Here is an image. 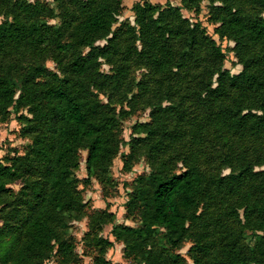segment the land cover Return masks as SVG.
I'll return each mask as SVG.
<instances>
[{"label": "trees", "instance_id": "1", "mask_svg": "<svg viewBox=\"0 0 264 264\" xmlns=\"http://www.w3.org/2000/svg\"><path fill=\"white\" fill-rule=\"evenodd\" d=\"M224 1L212 6V17L220 22V32L235 40L243 64L236 74L222 69L221 47L201 22L182 15L180 5L136 2L134 23L123 20L114 27L121 0H54L57 11L40 0H0V15L16 4L25 14L0 21V117L7 116L13 103L32 113L21 114L23 131L31 140L25 153L0 160V264H43L53 251L63 258L72 256L68 222L82 209L75 174L80 150L87 149L88 177L106 169L118 151L116 107L110 94L104 101L95 90L108 82L115 85V77L124 82L133 66L147 68L137 82L138 91L156 97L150 103L151 119L134 124L138 135L130 142L131 148L137 142L147 145L151 167L137 176L129 195L130 211L139 209V225L115 222L113 234L145 264H189L177 248L191 235L193 264H264V168L255 169L257 163L264 165V156L252 162L239 147L248 137L264 141V0ZM199 4L182 0L181 5L199 9ZM47 15H58L59 23H48ZM102 38L106 42L96 44ZM49 44L68 56L60 74L43 63L23 70L9 57ZM85 46L89 50L83 53L80 48ZM199 46L209 55V67H204L209 80L187 65L197 58ZM116 53V70L102 74L99 58L109 60ZM89 72L95 80L100 75V83L83 77ZM197 109L208 114L196 115ZM219 129L232 138L234 147L215 145L222 152L216 167L231 170L210 175L200 164L203 154L192 146ZM185 140L186 149L174 155L183 167L167 168L168 149ZM18 180L16 190L12 185ZM222 196H229L232 206L227 202V211ZM238 197L243 203L232 204ZM238 207L252 229L254 238L248 242L236 226L241 220ZM228 211L231 216L223 213ZM156 238L161 248H156ZM107 243L105 238L96 241L100 250Z\"/></svg>", "mask_w": 264, "mask_h": 264}, {"label": "rangeland", "instance_id": "2", "mask_svg": "<svg viewBox=\"0 0 264 264\" xmlns=\"http://www.w3.org/2000/svg\"><path fill=\"white\" fill-rule=\"evenodd\" d=\"M15 1V0H14ZM28 2H36L37 0H27ZM144 0H121V5L118 14L116 15L117 22L114 23V27L119 22L126 20L130 23H134L135 10L133 8L136 2H143ZM153 3H161L165 5L170 2L173 5H180L182 15L189 18L190 21H199L203 26L206 27L208 34L215 40L216 44L221 47L224 53L222 62V69L227 70L230 74H236L241 71L243 64L239 60L236 48L235 40L227 37L218 29L220 22L216 21L212 17V6L223 5L226 3L224 0H200L199 9L188 8L182 6V0H148ZM45 2L49 7H52L57 11L56 3L54 0H40ZM10 11L2 13L0 15V21L3 18L11 19L13 16L21 17L24 12L21 11L17 4ZM12 11V12H11ZM48 23H59L60 17L58 15L45 16ZM105 38L98 39L96 44H104ZM181 42L178 41V46L181 47ZM80 50L86 53L89 47H81ZM197 58L189 59L187 65L191 72L195 75H202L205 80H209L208 76H205L204 67H209L210 62L208 61L209 55L207 49L204 47H198ZM13 60L20 62L23 70H26L28 65L31 64H45L48 69L62 73L60 65L65 64L68 61V56L65 57L61 52L58 51L53 45L49 44L43 50H32V47L26 51L25 54H13L10 55ZM57 58V59H56ZM120 54L116 53L109 60L104 57L99 58L98 70L102 74L111 75L116 70V66L119 62ZM206 67V68H207ZM147 72V68L143 66H133L130 69V73L125 77V81L122 82V77L117 80L113 78L111 85L109 82L102 89H96L98 97L101 100L107 101L108 95L110 94V100L116 107V114L119 117V130H118V151L112 158V162L102 172L97 171L95 175L88 177L86 156L87 149H81L79 155L78 165L75 168V174L78 179L77 191L78 199L82 203V209L80 212L73 214L68 222V235L71 236L74 242V252L72 256L63 258L62 254L58 251H53L52 255L45 259L43 264H103V260L110 264H145L140 255L137 252L126 251L125 243L116 238L112 232L113 223L130 224L138 226L140 222L139 209L134 208L130 211L128 207L129 195L133 191L137 176L147 174L150 170V161L147 158L148 147L142 143H136L134 145V151L131 152V138L135 133L134 124L140 121H149L151 119L149 113L152 108L150 103L156 100V97L151 92L144 90L141 93L138 91L140 88L137 82L141 80L143 73ZM95 75V74H94ZM91 72L86 73L83 77L90 82L94 81L100 83L102 80L100 75H97V80ZM217 73L213 76V86L217 83ZM130 78V82H128ZM94 79V80H93ZM117 81V82H116ZM92 83V84H93ZM150 86H153L150 85ZM176 92V91H175ZM126 95V96H125ZM19 96V91L16 92L15 98ZM116 101V102H115ZM130 101V102H128ZM132 104V106H131ZM121 108L130 109L128 112L118 113ZM218 109V108H217ZM196 115L207 113L203 109L193 110ZM30 117L32 115L29 112L28 107L16 108L14 103L9 106L7 116L2 119L0 117V160L6 161L5 155L24 154L27 145L31 141L23 131L24 119L22 115ZM208 114V113H207ZM203 122V119H199ZM173 127L174 125L171 124ZM225 130H215L205 134L202 140L197 145L192 146L194 149L198 148L201 151L202 161L201 166L207 171L208 174L212 175L216 172L226 174L231 170V167H216L217 162L221 159L222 152L218 151L215 145L224 143L225 147L232 149L234 147L233 140L229 136L224 135ZM217 137H215L216 135ZM187 142H173L167 152V168L180 169L183 167L180 159L174 158V155L178 154L177 151L185 150ZM137 147V148H136ZM240 148L245 149L244 154L250 158V161L259 162L264 156V141L256 139L255 137H248L244 142L240 143ZM169 154L172 156L169 157ZM179 156V155H177ZM257 156H259L257 158ZM257 158V159H256ZM264 168V165L257 163L255 169ZM16 190L20 188L21 183L18 180L12 185ZM228 197L222 196L221 204L223 211H227L229 205L227 202ZM238 205L243 203L241 197L235 199L234 203ZM230 204V208H231ZM217 211L214 209L212 213L215 214ZM238 217L241 220H236V226L240 230L242 239L244 241H250V238H254L252 229L246 224L244 217V211L242 207L237 209ZM227 216H231L228 212H223ZM235 214V213H234ZM233 215V214H232ZM2 220L0 217V226ZM199 224L198 227H201ZM210 227V225H209ZM201 230V228H198ZM99 238H105L108 240L104 250H100V244H96ZM156 240V248H161L163 243L160 239ZM195 240L193 236H189L185 239L182 245L177 248L179 252L186 256L187 262L193 264V253L196 250L189 248L193 246ZM167 250V247L165 248ZM192 254H191V253Z\"/></svg>", "mask_w": 264, "mask_h": 264}]
</instances>
